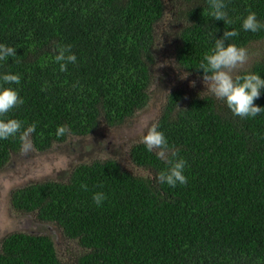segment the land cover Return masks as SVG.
Instances as JSON below:
<instances>
[{"label":"trees","instance_id":"obj_1","mask_svg":"<svg viewBox=\"0 0 264 264\" xmlns=\"http://www.w3.org/2000/svg\"><path fill=\"white\" fill-rule=\"evenodd\" d=\"M179 1L184 23L174 57L186 73L202 78L200 63L225 31H238L227 41L238 47L264 39V30L242 28L250 12L264 21V0H225L230 24L211 17L209 0ZM164 18L165 0H0V44L16 48L15 57L0 62V74L21 76L18 85L3 86L24 101L0 116L22 122L14 137L0 140V170L22 150L32 124L27 139L42 153L100 124L121 126L143 110ZM58 45L77 57L63 72L54 60ZM249 72L264 78V53L235 76ZM254 103L264 107V94ZM156 124L187 161L185 185L159 183L167 165L136 143L129 159L149 177L113 159L95 160L74 167L66 181L12 190L11 208L76 242L81 253L73 264H264V112L241 118L213 94L178 88L166 96ZM61 125L70 132L57 136ZM96 192L107 197L100 206ZM0 264L64 263L51 237L14 232L0 241Z\"/></svg>","mask_w":264,"mask_h":264},{"label":"rangeland","instance_id":"obj_2","mask_svg":"<svg viewBox=\"0 0 264 264\" xmlns=\"http://www.w3.org/2000/svg\"><path fill=\"white\" fill-rule=\"evenodd\" d=\"M185 4L179 0H165V18L155 31L154 70L147 106L118 127L99 128L85 137H71L64 144L54 145L50 150L39 153L30 149L13 155L10 163L0 170V241L7 234L23 232L51 237L58 257L64 264H73L81 253L76 242L66 239L51 223L41 222L34 216L15 212L10 205V192L16 188L45 180L66 181L68 173L77 165L92 161L116 160L123 169L133 175L149 177L146 170L135 167L129 159V149L142 138L153 123H156L166 96L181 88L189 94L210 93L207 82L202 78L178 68L174 57L177 31L183 20L177 15ZM248 60L233 71L247 69L254 60L264 53V39L247 48ZM156 152V150H153Z\"/></svg>","mask_w":264,"mask_h":264},{"label":"clouds","instance_id":"obj_3","mask_svg":"<svg viewBox=\"0 0 264 264\" xmlns=\"http://www.w3.org/2000/svg\"><path fill=\"white\" fill-rule=\"evenodd\" d=\"M210 15L214 20L223 21L230 24L231 20L226 11L225 0H209ZM242 28L253 33L264 30V21L257 18L255 12H250L243 19ZM237 30H229L223 36L216 38L214 47L209 54H206L200 63L199 70H202V79L208 83L212 94L224 101L228 109L236 116L241 118H255L264 107L254 103L264 94V78L257 73L249 72L242 76H233V71L248 60V50L238 47L235 44H228L231 37L238 36ZM58 54L54 60L60 66V71H66L69 64H75L77 57L71 53L70 46L58 45ZM16 56V48L5 44H0V62L7 61ZM189 75V73L187 74ZM21 76L13 73L0 74V116L10 112L17 105L24 101L18 92L11 87H4V84H19ZM22 128V122L18 119H0V140L14 137ZM36 125H30L22 134V151L27 152L32 149V143L27 139L28 135L34 132ZM70 132V128L65 125L58 126L56 135L63 136ZM147 151L156 150L157 157L166 165V169L158 172L156 179L161 184L170 187L185 185L188 182L184 174L187 161L178 155V150L170 146L164 132L159 130V125L153 123L148 132L142 138ZM87 189V185H82ZM103 192L93 194V201L97 206L106 200Z\"/></svg>","mask_w":264,"mask_h":264},{"label":"water","instance_id":"obj_4","mask_svg":"<svg viewBox=\"0 0 264 264\" xmlns=\"http://www.w3.org/2000/svg\"><path fill=\"white\" fill-rule=\"evenodd\" d=\"M9 199H10V197H9Z\"/></svg>","mask_w":264,"mask_h":264}]
</instances>
